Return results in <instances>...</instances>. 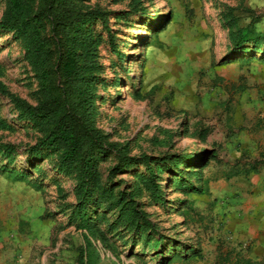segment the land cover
I'll return each instance as SVG.
<instances>
[{
  "label": "rangeland",
  "instance_id": "rangeland-1",
  "mask_svg": "<svg viewBox=\"0 0 264 264\" xmlns=\"http://www.w3.org/2000/svg\"><path fill=\"white\" fill-rule=\"evenodd\" d=\"M74 1L106 19L97 15L86 28L106 81L98 88L99 127L133 157H189L161 175L165 204L148 193L137 200L158 230L145 242L116 224L117 211H109L103 194L108 184L118 188L114 196L129 192L145 167L125 168L110 182L117 159L103 155L101 191L87 206L93 236L78 214L76 171L63 168L56 153L27 154L42 133L18 119L9 95L36 105L39 83L21 41L0 32V176L7 183L0 264H158L196 247L202 256L190 264H215L222 242L242 252L255 247L254 236L234 238L231 222L249 204L245 199L264 194V166L249 176L226 179V173L264 161V0ZM5 10L0 0V20ZM242 29L249 41L236 47Z\"/></svg>",
  "mask_w": 264,
  "mask_h": 264
},
{
  "label": "trees",
  "instance_id": "trees-1",
  "mask_svg": "<svg viewBox=\"0 0 264 264\" xmlns=\"http://www.w3.org/2000/svg\"><path fill=\"white\" fill-rule=\"evenodd\" d=\"M3 1L6 10L0 20V32L12 33L21 41L25 57L39 83L36 105L9 95L18 119L37 126L42 133L27 154L32 158H42L43 151L56 153L63 168L76 171L81 202L77 206L78 214L81 225L88 229L92 224L87 206L101 191L97 185L100 158L109 153L116 156L117 164L108 177L110 182L114 181L118 171L143 164L145 173L139 175L140 178L129 187V192L119 191L114 196V190L118 188L114 189L113 185L108 184L103 194L107 202H112L109 211H117L116 224L150 242L153 236L150 232L158 230L149 220L144 203L137 200L148 193L154 203L165 204L161 175L178 170L182 161L188 160L189 156L133 157L128 145L111 141L110 135L99 127L98 88L105 87L106 81L101 76L103 65L98 44L86 29L99 13L85 9L84 5L78 6L74 0ZM100 17L106 20L104 15ZM47 26L52 37L45 35ZM236 35V47L249 41L248 31L244 29ZM116 52L120 54V51ZM259 165L264 166V161L245 163L241 168L233 166L226 173V179L259 174ZM198 191L205 192L204 189ZM184 215L190 217L189 211H185ZM90 230L95 236L96 231ZM162 241V237L155 239L156 249L162 248ZM163 255L160 253L158 257L162 258ZM201 256L202 249L196 247L183 254H174L158 264H190ZM215 264H264V259H252L236 247L222 242Z\"/></svg>",
  "mask_w": 264,
  "mask_h": 264
},
{
  "label": "crops",
  "instance_id": "crops-1",
  "mask_svg": "<svg viewBox=\"0 0 264 264\" xmlns=\"http://www.w3.org/2000/svg\"><path fill=\"white\" fill-rule=\"evenodd\" d=\"M1 176H0V197L2 196L1 191L5 187ZM4 186V187H3ZM2 200V197H1ZM249 203L246 205L247 207H242L241 210L244 212L242 214L234 215L232 218V229L234 231V238L240 242H248L250 239L257 238L256 239V245L249 251L244 250L243 252L248 254V256L255 260H261L264 259V232L257 234H254L253 231L259 230L264 231V194L262 196L259 193H256L254 197L251 199H245ZM1 202V201H0ZM239 209V208H238ZM250 210H253L255 217L259 220L256 221L250 216ZM5 215V213H3ZM2 214V215H3ZM4 220V217H3ZM5 239V237H4ZM7 239H5L6 241ZM6 243V242H4ZM1 247H3L1 245ZM7 252L1 256L2 260H6Z\"/></svg>",
  "mask_w": 264,
  "mask_h": 264
}]
</instances>
